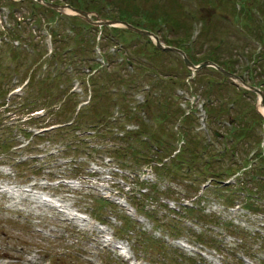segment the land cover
Segmentation results:
<instances>
[{"label": "rangeland", "instance_id": "rangeland-1", "mask_svg": "<svg viewBox=\"0 0 264 264\" xmlns=\"http://www.w3.org/2000/svg\"><path fill=\"white\" fill-rule=\"evenodd\" d=\"M7 1L0 0V28L11 21ZM72 1L82 4V0ZM154 3L164 6L174 17L179 13L183 21L177 20L176 24L173 18L171 26L154 27L152 31L161 43L166 45V38L173 39L192 57L234 64L248 84L264 91L259 80H264V48L258 38L264 35V0H117L103 9L128 12L134 4L150 8ZM21 4L15 7L20 39H7L1 32L4 40L0 41V73L9 74L8 85L20 94L13 100L17 104L23 101L25 106L41 89L40 79L52 87L51 93L57 92L50 109L61 105L70 87L80 102L71 111L70 123L77 106L86 105L91 95V84L83 81V74L77 76L88 69H83L85 63L77 64L75 54L61 52L50 59L53 45L62 46L63 41L52 40L45 28L46 16L42 15L38 24L37 11L26 1ZM85 10L90 11L92 18L103 19L95 8ZM131 15L134 18L125 14L126 21L138 19L136 13ZM202 21L206 23L204 28ZM87 31L88 37L95 36V41L85 43L89 50L93 48L85 58L97 64L90 74H100L98 81L105 83L106 70L117 71L129 82L121 88L125 99L122 104H115V124L107 127L102 136L94 135L93 128L83 125L75 130L86 141L82 147L74 138H55L53 142L45 139L53 136L41 132L47 127L40 125L51 122L52 113L39 116L40 122L22 123L27 114L12 104L13 112L1 115L0 126L1 122L11 126L10 134L0 128V142L5 137L10 144L0 151V264H264V190L255 185L258 178L264 179L263 174L255 172L259 161L254 153L260 150L264 154V117L258 108V94L232 83L212 67H203L200 82L186 88L183 79L188 84L194 72L189 74L182 69L180 54L168 51L153 57L146 51L149 42L139 51L146 43L144 37L126 47L119 37L111 35L112 42L106 43L102 42L100 31ZM70 35L68 44L73 41ZM8 47L22 51L24 60L19 70H12L17 60L9 59ZM42 49L47 51L43 61L39 56ZM252 59L259 61L250 65ZM23 74H30L32 79L27 85L25 80L20 82ZM205 86L212 88L208 101ZM147 97L153 102L143 110ZM211 101L213 104L206 106ZM168 102L172 114L165 120L161 113L167 111ZM119 105L125 106L123 112ZM178 106L194 108L193 121L188 123L192 133H186L181 123L175 124L173 110ZM127 109L136 115L138 112L147 129L149 125L155 133L160 125L174 148L186 144L189 137L194 138L190 145L198 141L200 159L194 168L188 169L183 162L178 170L166 157L163 161L168 169L157 170L155 155L149 164L137 166L130 152L123 156V164L109 154L111 147H123L119 132L125 134L133 127V120H127L124 113ZM43 112L38 109L30 114ZM14 123L18 125L14 127ZM19 126L28 128L32 135H23L17 130ZM214 130L219 134H214ZM242 131L246 135L240 136ZM69 142L72 146L67 148ZM134 144L139 151H150ZM75 146L88 155L77 158L74 154L75 158H71ZM152 147L155 149L156 145L152 143ZM244 171H254L257 177L247 181ZM203 181L206 182L201 184ZM140 183L145 185L142 190L138 188ZM101 198L108 202L102 204ZM228 223L240 229L239 233Z\"/></svg>", "mask_w": 264, "mask_h": 264}, {"label": "trees", "instance_id": "trees-1", "mask_svg": "<svg viewBox=\"0 0 264 264\" xmlns=\"http://www.w3.org/2000/svg\"><path fill=\"white\" fill-rule=\"evenodd\" d=\"M27 2L31 5V7H33V10L37 11L36 15V23L41 24L42 22V15L46 16V30L48 33L51 34L52 36V40H54L55 42L58 41H63L62 46H58L56 45V43L53 45L52 48V53L51 56L49 57L50 59L56 58L57 56H59L61 54V52L63 54L69 53V54H75L76 56V62L77 64L82 62L85 63L84 68L83 69H88L87 72L84 71H80L78 72L77 76H81L83 74V81L86 79L87 82L89 84H91V95L89 98V101L86 103V105H81L77 110H76V116L72 119V121L69 123L68 121L71 118V111H73V109L76 107V105L79 103V101H77V94L74 90H70V87L67 88L66 91V96L63 99L61 105H59L57 108H55L54 106L52 107V109H50L51 106V100L53 101V98L57 95L56 93H51L50 89L52 87H48L46 85V80L42 81V87L41 89H38L34 95L32 97L29 98L30 103H28L27 106H25L23 104V101L20 102L19 104H17V102H14L13 98H20V94L18 92H14V93H10V91L14 88L13 85L9 86L8 85V78H9V74L7 72H1L0 73V119H1V115L4 112H13L12 111V104L14 105V107H17L18 110H21V112H23L26 116L23 120H21L22 123H26L29 122V124H34V122H40L38 117L39 116H44L47 113H52L54 114V118L52 119L51 122H43L44 125H40L41 127H47V129H44L41 132H45L47 134V136H53V137H47L45 139L50 140L51 142H53L55 140V138L58 139H68V138H74L77 140V143L82 147V146H86V141L84 140V137H78L75 132L76 129H80L81 125H83L86 128H93V134L94 135H103V133L107 130V127H109L110 125H114L115 121L114 119H111L112 116V110L114 109V107L116 106L115 104L117 103V101H119V103L121 102L122 104V100L125 99V95H124V91L121 90V88H125L126 85L129 84V82L123 78L120 75H117L115 70L113 71H109L106 70L107 73H104L105 75V83L98 81V77L100 74H94L91 75L90 73L93 71V69L96 68V63H93V59H86L85 55L92 53L93 52V48H91L90 50L88 49L87 45H85V43H93L95 41V36H92V38L88 37V31L87 30H91L92 28H94L95 31H100V35L102 37V42H112L111 39V35H114L116 37H119L121 39V41L123 42L124 46L126 47H131L130 45L132 41H135L137 39L140 38H146V43L143 44V48H141L139 51L142 52L144 49V46L149 42L148 47L146 48V51L151 54L153 57L156 56H161L163 54H168V51H163L161 49L156 48L152 41L148 39L147 35L145 34H141L138 32H134L128 28L125 27H119V26H108V25H92L88 22H86L85 20H83L80 16L75 15V14H62L60 12H58L57 10L45 6L43 4H40L38 2H36L35 0H8L7 4L9 6V19H11V21H9V25L7 27H3L0 28V41L4 40L2 38L3 34H1V32L4 31V35L7 37V39H10L12 37H17L20 39L19 35H17L18 33V28L20 26V21L18 19V15L16 14V9L15 7L22 5V2ZM57 1V0H56ZM69 3H71L72 5L81 7L83 9H94L97 10V12L100 14V16H102L103 18H118V19H125V14L130 15L131 17H133V15H131L132 13H136V16L138 19H127L128 22L138 25V26H142L144 28H148L150 30H153L154 27H157L160 24H166V25H170V21L171 19L173 20L174 18V22L176 24H179V22H183L180 19V16L177 14V17L175 18L170 12H167L168 10H166L164 8V6H159L160 4H153V7H141L139 8V5L135 4L132 5L131 9L128 12H123V10H113V11H109V8L107 10H104L103 6L104 5H111L113 2L117 3V0H82V4H77L72 0H68ZM124 1V0H122ZM126 3H129L130 0H125ZM117 6L120 8V4L118 3ZM108 11V12H107ZM264 10H262L263 12ZM138 13H140L142 18L138 17ZM111 14V15H110ZM263 18H264V14ZM65 18V19H63ZM134 18V17H133ZM126 20V19H125ZM178 20V21H177ZM55 25L52 26V23L55 22ZM68 21V22H67ZM139 23L141 25H139ZM65 25H67V27H65ZM206 25L205 22H201V26L204 28ZM3 26V25H2ZM175 26V25H174ZM262 26H264V19H263V23ZM69 33L72 34L70 35V37L73 39L71 44H68V40L67 37L69 36ZM78 35L80 37V39L78 38ZM264 35H260L258 36V38L261 40V44L263 45L264 48V39H263ZM165 43L166 44H173L176 45L177 43L174 42L173 39H165ZM176 43V44H174ZM103 43H101L102 45ZM110 45V43H109ZM112 46H115V43L112 44ZM178 46V45H176ZM45 50V51H44ZM91 51V52H90ZM264 51V49H263ZM7 52H8V57L9 59L12 60H17V64L14 66V68H12L13 71L15 70H19L20 67L23 66V63H21L24 58H23V54L22 51L17 50L15 47L14 48H7ZM41 53L39 54V50H38V54L41 57L42 61L44 60L42 58L43 54L46 51V49H42V51H40ZM187 56L194 62L197 63L198 61L202 60L200 58H195L192 57V54H190V52H186ZM261 54L264 55V53L261 52ZM45 56V55H44ZM81 56V57H79ZM106 57V56H105ZM129 57V56H127ZM108 58V57H107ZM37 60V58L33 61L35 62ZM132 60V58H131ZM214 61H216L218 64L222 65L223 67L230 69L231 71H236L235 65L231 64L229 62H221L217 59H212ZM49 61V59L46 60V62ZM133 61V60H132ZM259 60H251V64L250 65H256V62H258ZM129 62V61H128ZM119 65V64H118ZM250 65H248L249 69H250ZM262 65V64H261ZM47 66V65H46ZM77 68V67H76ZM75 68V69H76ZM182 69L186 72L189 73L188 69L185 68L184 66H182ZM202 69V68H201ZM201 69H199L196 72V76L195 78L192 80V83L196 84L200 82V79L203 77V75L201 74L202 72L200 71ZM154 67L150 68V71H153ZM159 71H162L159 67L158 69ZM84 74H89L87 77L84 76ZM262 74L264 75V65H262ZM26 74H23L21 76V81L26 80V85L32 81V79L30 78V74H28L27 78H26ZM251 76V75H250ZM252 80V76L250 77ZM261 81V85L262 83L264 84V80L263 79H259ZM82 81V82H83ZM206 81H203V83ZM44 83V84H43ZM204 91L206 93H208L209 95H207V97H210V92L212 91V88L210 86H207L206 89H204ZM62 94H59V96ZM11 96H12V100H11ZM169 100V98H168ZM155 103L157 100H154ZM41 102V103H39ZM153 100L149 97L146 98L145 102L143 103L145 106H143V110H147V108L151 107ZM172 102V101H171ZM158 103L162 104L160 99H158ZM34 104V105H33ZM37 104H41L37 105ZM208 105V103H207ZM142 106V104H141ZM125 106H120L119 105V110H122L121 112H123ZM147 107V108H146ZM167 107V111H163L161 113V117H163L165 120L168 119V117L172 114L171 111L168 110L169 107V102L166 105ZM136 108V107H135ZM145 108V109H144ZM38 109H43L45 110V112H43L41 115H34V114H30V112H33L34 110H38ZM209 109V108H208ZM134 110V109H133ZM211 111V110H210ZM127 120H133V123H138V127L137 129H129L125 134H123L122 136H119V138H121V140L123 141V147L122 149L120 147H111L112 149L108 151L109 154H111L112 156H114L116 159H120L121 161H119L120 163L122 161H124L123 156L127 154V152H130L131 155H134L132 157V160L137 162V166H142L144 164H149L152 161V156L155 155V159L157 161V164L154 165V167L159 170V169H168V166L166 165V161H163L164 158L169 157L168 160H171L172 163L176 166V168L179 170L182 166V163L185 162L187 164V168L188 169H193L194 168V164L196 161H198L200 159V151L196 150V147L199 145V142H194L193 144L190 145V142L194 141L193 137H189L186 144H182L180 147V150L171 155V152L173 150V146L171 143L169 142V138L167 136V133H165L163 131V129L161 128V126L159 125V130L157 133H155V130L153 127H150L148 125V129L146 124L140 120V116L139 113L137 112V115L131 111L130 109H127L126 111H124ZM174 113V117L177 118L179 116V114L181 113L180 109H175L173 110ZM63 118H58L59 116H61ZM85 115H88V117H86ZM159 115L156 114L155 118H158ZM84 118V119H81ZM162 118V119H163ZM182 121V128L184 131H186V133L191 131V128L188 127V123L191 121H193V117L191 115H183L181 118ZM66 122V123H65ZM20 123V122H18ZM18 123H14V127H16L18 125ZM58 123V124H57ZM64 123V124H62ZM1 129H4L7 133L10 134V126L8 124H5L3 122H1ZM20 126L17 128V130L21 131L23 135H25L26 137H29L32 135V132L28 131V128H20ZM162 133H165V137L162 135ZM44 135V134H43ZM175 135V134H174ZM189 135V134H188ZM246 135V133L244 131H242L240 136H244ZM248 135V134H247ZM9 136V135H8ZM190 136V135H189ZM236 137L239 138V133H236ZM135 142H137L139 145H141V147H146L147 150H150L148 153H144L143 151H139V149H137V146L134 144ZM152 143L156 145V148L154 149L152 147ZM67 148H70L72 145L69 142L68 144L66 143ZM12 146V145H11ZM10 147V144L7 142V139L4 137V139H2V142H0V151L7 149ZM124 148V149H123ZM74 152L70 153V155L72 156L71 158L74 157V154H77V158L83 155H88L85 153H81V151H79L77 149V147H73ZM158 150H161V152H158ZM151 153V154H149ZM161 153V154H159ZM63 156H68L69 154L63 153L61 154ZM254 156L258 159V165L257 168L255 169V172L257 174H263L264 175V154L261 153V151L259 150L258 152L254 153ZM75 158V157H74ZM125 162V161H124ZM249 162V161H248ZM18 164H22V162L18 163ZM123 164V163H121ZM125 164V163H124ZM151 166V165H150ZM205 167H207V163L205 162ZM74 171L77 170L76 167L73 168ZM172 170V169H171ZM77 172V171H76ZM254 171H244V175L246 176V178L248 177V179H246L247 181H249L251 179V177L255 178L257 177V175L255 174ZM214 173V172H213ZM255 185H259L261 190H264V179L258 178L257 179V183H255ZM142 185L141 183L139 184L138 188L139 190H142ZM153 190H155L153 188ZM102 200L99 199V201L103 204V202H108L107 200L101 198ZM228 225L232 228H234V231H236L237 233H239L238 231L240 229H236V227L230 223H228ZM243 235V234H242ZM241 235V236H242Z\"/></svg>", "mask_w": 264, "mask_h": 264}, {"label": "water", "instance_id": "water-1", "mask_svg": "<svg viewBox=\"0 0 264 264\" xmlns=\"http://www.w3.org/2000/svg\"><path fill=\"white\" fill-rule=\"evenodd\" d=\"M37 2L44 4L48 7H51L60 13H70V14H77L81 16L83 19H85L89 23L93 24H98V25H114V26H123L126 27L132 31L138 32V33H143L149 36L151 40H153L155 46L159 49H164V50H172L175 52H178L182 55L183 61L187 67H192V68H199L203 66H213L215 67L218 71L223 73L225 76L229 77L232 79L233 82H237L245 87H248L249 89L255 91L259 95V101L258 104L260 107L264 108V91L258 88L257 86L254 85H249L244 79L242 75H238L234 72L228 71L224 69L222 66L218 65L217 63L211 61V60H205L198 65L193 64V62L186 56L183 50H181L178 47L172 46V45H165L159 41V38L156 34H154L152 31L140 28L138 26H135L131 23H129L126 20H118V19H102L99 17H96L93 19L91 17V13L88 10L82 9L80 7L73 6L69 3H55L52 1H47V0H36ZM97 16V15H96Z\"/></svg>", "mask_w": 264, "mask_h": 264}, {"label": "bare ground", "instance_id": "bare-ground-1", "mask_svg": "<svg viewBox=\"0 0 264 264\" xmlns=\"http://www.w3.org/2000/svg\"><path fill=\"white\" fill-rule=\"evenodd\" d=\"M260 109V111L264 114V108L263 107H258Z\"/></svg>", "mask_w": 264, "mask_h": 264}]
</instances>
